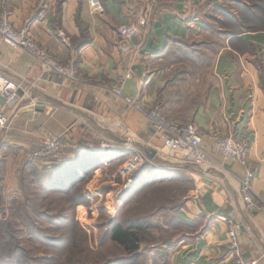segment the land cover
Instances as JSON below:
<instances>
[{"label":"crops","instance_id":"crops-1","mask_svg":"<svg viewBox=\"0 0 264 264\" xmlns=\"http://www.w3.org/2000/svg\"><path fill=\"white\" fill-rule=\"evenodd\" d=\"M98 1L94 8L90 0H0V15L12 11L14 24L28 26L39 45L78 72L74 82L45 75L33 56L0 36V73L23 85L13 106L0 94V109L15 113L0 145L5 181L72 161L80 175L97 177L133 153L158 150L163 141L149 121L103 87L116 83L144 105L159 104L167 117L196 125L210 157L203 167L172 165V181L196 184L180 198L176 216L187 230L172 237V263L234 264L227 246L234 220L242 225L243 257L264 264V211L246 208L245 169L221 157L209 138L217 130L242 139L253 190L264 193V0H174L130 41L118 29L136 24L148 0ZM183 62L189 69L182 71ZM205 62L209 85L195 75ZM48 135L66 142L50 163L33 156ZM104 141L128 151L104 153Z\"/></svg>","mask_w":264,"mask_h":264},{"label":"rangeland","instance_id":"rangeland-1","mask_svg":"<svg viewBox=\"0 0 264 264\" xmlns=\"http://www.w3.org/2000/svg\"><path fill=\"white\" fill-rule=\"evenodd\" d=\"M182 64V71L189 69ZM204 65L206 68H199L195 75L209 85L214 81L211 65ZM115 163L97 177L85 174L75 190L71 189L72 180L67 182L68 188H49L39 180L41 172L36 168H27L9 182L1 170V251L19 253L20 264H103L123 259L126 252L107 234L113 226L111 219L116 218L115 223L126 225L136 220L142 225L137 264H173L172 237L175 231L187 230L173 216L180 208V198L196 188L195 182L172 181V165H178L165 162L159 154L125 176L123 164ZM172 226L180 229L172 231ZM40 257L42 261H36Z\"/></svg>","mask_w":264,"mask_h":264},{"label":"built area","instance_id":"built-area-1","mask_svg":"<svg viewBox=\"0 0 264 264\" xmlns=\"http://www.w3.org/2000/svg\"><path fill=\"white\" fill-rule=\"evenodd\" d=\"M94 8L100 6L98 0H90ZM159 0H148L146 10L137 24H124L118 29L119 34L125 41H130L140 32V27L148 24L154 9ZM12 11H4L0 15V36L13 48L24 50L33 56L41 65L43 74H54L62 77L68 82H74L78 79L77 69L72 62H63L51 52L37 43L30 32L28 26H18L11 20ZM123 50L128 49L126 44H122ZM104 89L120 97L123 103L140 113L159 133L163 144L160 150H156V155L164 158V161H170L176 165L198 164L205 165L210 161L208 153L202 146L203 137L198 127L192 123H185L178 120L168 119L163 108L159 104L146 106L136 97L126 93L122 86L116 83L103 85ZM23 88L22 82L13 78L6 77L0 73V94L5 98L9 106L20 98V90ZM15 113H7L5 109H0V145L3 136L13 123ZM209 138L216 152L226 160L238 163L244 169V175L240 178V192L246 208L249 211H264V193H255L253 190L254 172L248 161V152L246 143L231 133H220L211 131ZM66 142L63 137L48 135L40 143L38 150L34 153V158L45 162L58 160L64 153ZM104 153H115L128 151L126 147H117L114 144L104 141L101 145ZM149 154L143 151L136 152L123 160L121 173L125 176L140 167L145 160H148ZM130 183V182H129ZM128 183V184H129ZM241 230L242 225L234 220L229 221L228 250L233 258L234 264H257L256 261L247 260L241 252Z\"/></svg>","mask_w":264,"mask_h":264},{"label":"trees","instance_id":"trees-1","mask_svg":"<svg viewBox=\"0 0 264 264\" xmlns=\"http://www.w3.org/2000/svg\"><path fill=\"white\" fill-rule=\"evenodd\" d=\"M173 1L174 0H159L158 6L156 9L158 10L165 9L167 6H169V4L173 3ZM246 1L248 0H244V1L241 0V2H238V3L246 4L245 3ZM260 1H263V0H260ZM38 172H41L39 173V180H41V183H45L44 185H48L49 188L51 189H55L57 187L58 188H66V187L68 188L69 183L67 182L72 180L73 184L71 186V189L73 188L75 190L77 188V185L79 186V184L83 180V176L82 174L80 175V172L78 171V166L74 161L70 162L69 164H65V165H53L50 167H43L39 169ZM48 186H46V189H49ZM81 197L83 198V196ZM173 218H176L177 221L180 223L181 219H179L175 213H174ZM111 220H112L111 225L113 226L107 229V234L109 235L113 243L123 248L127 256L123 259H115L114 261L108 262L107 260L103 264H137L140 258V253H141L140 244L142 242V237L139 235V233L142 229V225L139 222H136V220L126 225H124L121 222L115 223L116 218H112ZM175 229H180V228L178 226L177 227L172 226V231H175ZM18 255L20 254L17 253L16 251H13L11 253H6L5 251L2 252L0 249V264H20V259ZM62 257L64 256L62 255ZM28 258L30 259V257ZM42 259L43 258L40 257V258H37L36 261H42Z\"/></svg>","mask_w":264,"mask_h":264},{"label":"water","instance_id":"water-1","mask_svg":"<svg viewBox=\"0 0 264 264\" xmlns=\"http://www.w3.org/2000/svg\"><path fill=\"white\" fill-rule=\"evenodd\" d=\"M156 155V150H152L150 153H149V157L152 159L154 158Z\"/></svg>","mask_w":264,"mask_h":264},{"label":"bare ground","instance_id":"bare-ground-1","mask_svg":"<svg viewBox=\"0 0 264 264\" xmlns=\"http://www.w3.org/2000/svg\"><path fill=\"white\" fill-rule=\"evenodd\" d=\"M124 152H126V151H124ZM108 154H115L114 156H116V154H119L118 156H120V155H125L126 153H122V152H115V153H108Z\"/></svg>","mask_w":264,"mask_h":264}]
</instances>
